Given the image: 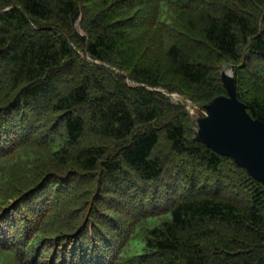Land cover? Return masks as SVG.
<instances>
[{
  "label": "trees",
  "instance_id": "1",
  "mask_svg": "<svg viewBox=\"0 0 264 264\" xmlns=\"http://www.w3.org/2000/svg\"><path fill=\"white\" fill-rule=\"evenodd\" d=\"M227 65L264 122V0H0V264H264V183L187 109Z\"/></svg>",
  "mask_w": 264,
  "mask_h": 264
},
{
  "label": "water",
  "instance_id": "2",
  "mask_svg": "<svg viewBox=\"0 0 264 264\" xmlns=\"http://www.w3.org/2000/svg\"><path fill=\"white\" fill-rule=\"evenodd\" d=\"M222 81L227 96L217 97L204 106L187 100L198 115L193 121L196 140L217 154L233 159L264 183V122L252 118L246 104L239 100L233 70L223 71ZM152 91H162L174 101L178 97L165 90Z\"/></svg>",
  "mask_w": 264,
  "mask_h": 264
},
{
  "label": "rangeland",
  "instance_id": "3",
  "mask_svg": "<svg viewBox=\"0 0 264 264\" xmlns=\"http://www.w3.org/2000/svg\"><path fill=\"white\" fill-rule=\"evenodd\" d=\"M78 30L82 33V30H81V28L78 26ZM83 34V33H82ZM228 70H233L232 69V67L231 66H229V65H227L226 67L224 66V68L222 69V71H221V73L223 72V71H228ZM178 97L175 99V103H182V104H186V102H185V100H184V98L183 97H181L180 95H178V94H176ZM192 109V110H191ZM188 110H189V112H190V117L192 118V120L193 121H195V120H197V118H198V115L195 113V111L193 110V107L192 106H189V104H188ZM191 113H192V115H191ZM196 131V130H195ZM231 187V184L228 186V189ZM160 222L161 221H153L152 222V224L153 225H158V224H160ZM142 247H143V245H139V250L137 251V248H138V246H136V245H133V247H132V254L133 255H135V254H140V253H142Z\"/></svg>",
  "mask_w": 264,
  "mask_h": 264
},
{
  "label": "bare ground",
  "instance_id": "4",
  "mask_svg": "<svg viewBox=\"0 0 264 264\" xmlns=\"http://www.w3.org/2000/svg\"><path fill=\"white\" fill-rule=\"evenodd\" d=\"M192 110V109H191Z\"/></svg>",
  "mask_w": 264,
  "mask_h": 264
}]
</instances>
